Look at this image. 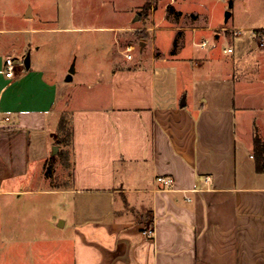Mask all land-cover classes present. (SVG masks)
<instances>
[{
	"label": "crops",
	"instance_id": "0c3cea01",
	"mask_svg": "<svg viewBox=\"0 0 264 264\" xmlns=\"http://www.w3.org/2000/svg\"><path fill=\"white\" fill-rule=\"evenodd\" d=\"M147 1L100 0L112 6V49L87 100L65 92L48 53L61 41L54 32L78 29L75 19L86 29L95 4L0 0V264H264L255 145L264 142V0L231 14L237 26L221 50L222 32L213 50L195 38L207 15L169 3L168 13L192 11L198 28L181 34L183 26L166 25L165 49L157 18L150 48L128 59V30ZM8 56L18 64L14 77L5 73ZM66 112L73 145L63 183L45 167L55 145L66 149L58 143ZM161 174L174 176V189L159 188Z\"/></svg>",
	"mask_w": 264,
	"mask_h": 264
},
{
	"label": "rangeland",
	"instance_id": "374dc122",
	"mask_svg": "<svg viewBox=\"0 0 264 264\" xmlns=\"http://www.w3.org/2000/svg\"><path fill=\"white\" fill-rule=\"evenodd\" d=\"M86 1V5H94L96 9H93L91 11V15H86V29H80L79 20H74L72 23V27L78 28L72 31H66V32H54L52 35L54 38H61V41L53 42L52 45L49 46L52 52H49L48 54L51 56L52 54H55L54 57H51V67L55 68L57 70V78H62V83L64 86L65 92L68 93V95H76L80 94L84 97V99H90V95L92 92L96 90L98 87L102 85L97 83V80L101 81V77L99 75H95L94 72L100 68H107L108 65V59L104 57V52L108 51L111 48V37L113 34V31L107 30L111 22V13H112V6L104 4L100 0H84ZM142 0H122V3L125 5H131L132 3H138ZM182 0H148L144 5L140 6L138 9L135 10L134 13L139 15V19L132 24V29L128 30V45L133 44L135 46V49L132 51L133 56L135 53H137L138 50L141 48L143 50H147L150 48V34L148 28L152 26V22L157 19V31L156 35L162 40L164 43V48L168 49L170 38L173 35V31H171L168 28V24H175L176 26H183V28L179 29V33H187L191 31H194V28L198 26L197 17H193L189 10H197L200 13L208 16L207 20L205 21V18L202 20V26H206V30L201 31L202 35L199 37H195L196 40H200V38L204 37L207 38L209 42V48L213 50V46L216 43V33L222 32V37L220 41H218V49L221 50L225 45L231 42V38L233 35L227 34L226 30H231L233 33V26H237V23L234 22L235 15L238 16L237 11L240 8H243L246 6L248 0H184V3L187 5L186 9L188 8V11H184V13L176 14L174 13V10L172 9L168 13V4L173 3L175 7L182 8L179 3ZM232 1V6L230 7V2ZM149 4V5H148ZM147 5V7H145ZM172 6V5H171ZM154 7L156 8L155 14ZM170 7V6H169ZM174 7V6H173ZM94 8V7H93ZM227 10H230L231 13L236 11V14L232 16L228 22H226V12ZM86 11V10H85ZM203 15V16H204ZM161 18H164V25L163 21L160 20ZM166 19H169L170 22H167ZM122 20V18H121ZM72 22L71 20L69 21ZM197 22V23H196ZM158 25H162L161 27H158ZM168 25V26H166ZM174 25V26H175ZM67 26V25H66ZM216 27L213 30H210L207 27ZM71 27V26H70ZM65 28V26H64ZM198 28V27H197ZM222 29V30H221ZM192 38V37H191ZM85 39L87 40L85 43L81 45V42L79 40ZM140 40H146L147 44H140ZM238 43V40L235 39V43ZM90 51V56L87 58H84L83 51L84 50ZM215 51H218L215 49ZM44 52V51H42ZM45 53V52H44ZM58 55V56H57ZM22 60H20V63ZM68 69L70 70V76L73 75L74 77L71 79H65L63 80V70ZM75 69L78 70V72L75 71ZM50 77H53L54 75L49 74ZM94 85V88L88 87V84ZM65 120V135L66 142L64 145L66 146L65 150H62L59 148L56 151V154L54 155V160H48L46 162V173L51 174V172H56L58 177L63 180V183L68 181L70 172H71V160H72V150L71 146L68 144L69 140V134H70V114L68 112L64 115ZM64 132V131H63ZM59 135L62 136L61 130H59ZM64 152V154H63ZM55 176H53V179Z\"/></svg>",
	"mask_w": 264,
	"mask_h": 264
},
{
	"label": "built area",
	"instance_id": "2783aa9c",
	"mask_svg": "<svg viewBox=\"0 0 264 264\" xmlns=\"http://www.w3.org/2000/svg\"><path fill=\"white\" fill-rule=\"evenodd\" d=\"M239 32V31H237ZM208 40H204L203 42L200 43L201 46H206L208 44ZM260 45L264 46V37L261 38L260 41ZM135 49V46L132 44L127 45L126 49H125V56L128 59H132L133 58V53L132 51ZM225 51L227 52H232L233 48L229 47L227 49H225ZM18 64L16 63V59L13 56H8L6 58V69H5V73L8 77H14L16 75V68H17ZM7 120L10 119L9 116L6 117ZM158 180V184H159V188L162 190H172L175 187V178L172 175H165V174H161L157 177ZM210 180V177H207V181ZM144 232L148 235V236H153L154 235V229L152 226L148 225Z\"/></svg>",
	"mask_w": 264,
	"mask_h": 264
},
{
	"label": "trees",
	"instance_id": "16d2710c",
	"mask_svg": "<svg viewBox=\"0 0 264 264\" xmlns=\"http://www.w3.org/2000/svg\"><path fill=\"white\" fill-rule=\"evenodd\" d=\"M145 7H147V5ZM70 123H71V119H70ZM60 130L62 132V136L59 135L58 143L64 144L66 142V138L64 137V135H65V120H64V116L62 117V119L60 121ZM72 134H73V130H72V123H71L70 124L69 140H68L69 141L68 144L71 146V148H72V145H73V143H72ZM255 145H256V148H257L258 152L260 153V164H258V168H263L264 167V142L261 140L260 137H256Z\"/></svg>",
	"mask_w": 264,
	"mask_h": 264
},
{
	"label": "water",
	"instance_id": "95a60500",
	"mask_svg": "<svg viewBox=\"0 0 264 264\" xmlns=\"http://www.w3.org/2000/svg\"><path fill=\"white\" fill-rule=\"evenodd\" d=\"M232 6V1L230 2V7ZM231 11L230 10H227V12H226V21H228V19L230 18V16H231ZM26 63H27V65L29 64V57L27 58V61H26ZM72 78V76H68V80L69 79H71ZM58 150V145H55L54 146V152H56Z\"/></svg>",
	"mask_w": 264,
	"mask_h": 264
}]
</instances>
